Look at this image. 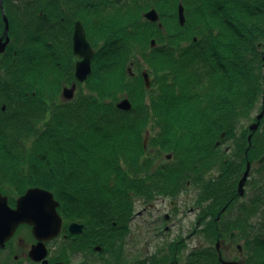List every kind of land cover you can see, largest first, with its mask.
Returning <instances> with one entry per match:
<instances>
[{
	"label": "trees",
	"instance_id": "16d2710c",
	"mask_svg": "<svg viewBox=\"0 0 264 264\" xmlns=\"http://www.w3.org/2000/svg\"><path fill=\"white\" fill-rule=\"evenodd\" d=\"M125 2L17 0L12 8L6 0L10 44L0 71V192L47 189L62 212L66 205L78 211L82 202L89 203L102 218L113 216L110 227L117 229L130 220L136 199L151 196L152 185L144 189L141 173L153 150L174 156L175 165L167 169L170 182L183 187L190 178L199 191L198 205L217 215L233 200L246 161L247 142L239 151L227 150L243 126L236 120L255 109L264 93V48L258 47L264 46V0ZM95 5L97 22L91 18L95 9L89 16ZM151 7L161 14L163 28L144 18ZM79 19L90 26L87 35L96 49L91 78L83 84L88 92L58 101L63 88L76 81L72 34ZM132 62L137 63L133 77L127 73ZM145 63L151 89L138 74ZM124 97L133 105L129 112L117 108ZM259 128L249 160L264 155V119ZM210 172L221 176L206 180ZM227 194L228 200L221 199ZM250 220L247 213L220 227L207 222L197 234L211 248L195 249L203 254L198 262L214 264L215 240L235 230L246 243L248 264L264 263V217L262 226Z\"/></svg>",
	"mask_w": 264,
	"mask_h": 264
},
{
	"label": "flooded vegetation",
	"instance_id": "af4514ba",
	"mask_svg": "<svg viewBox=\"0 0 264 264\" xmlns=\"http://www.w3.org/2000/svg\"><path fill=\"white\" fill-rule=\"evenodd\" d=\"M16 2L17 0H8L7 6L15 8L17 4ZM5 3L6 0L3 1V8ZM101 3V5L108 4L107 0H101ZM3 8H1L0 3L2 16ZM94 9L95 13L92 15ZM89 16L97 22L98 14H96V5L92 8ZM79 21L85 28V35L87 36L88 43L92 45L89 41V36L87 35V29L90 26H87L84 20L79 19L73 22V34L76 23ZM2 24H4V26H2ZM5 27L6 22L3 17L0 16V40L2 39L3 42H6V38L9 37V31L8 35L4 36ZM9 44L10 40L5 52L0 53L1 72L7 63V60L4 59L3 56L6 54ZM92 47L95 55L96 49L93 45ZM73 55L76 57V61L74 63L75 66L76 62L80 60V57L75 55L74 46ZM95 58L96 55L92 60V69L94 68L93 62ZM72 84L70 86H72ZM262 98L261 102L254 106L255 109L247 110L248 113L245 118L241 116L236 120L237 127L243 125L246 129H248V132L243 134L240 129H237V135L231 139L232 145H228L227 150L232 152L237 151L239 149V144H245V142H247V146H243L246 161L242 171L240 172L237 186L234 190L235 192L231 196V199L233 200L226 201L227 203L224 207H222L217 215L211 212L212 209L211 211L208 210L204 212L202 205H198L196 193L197 188L195 183L191 182L190 178L186 186L183 187H178V184L170 182L168 179L169 174H167V169L168 166L171 167L172 165H175V163H173L174 156L172 159H167L170 153L159 155L154 154L153 150H150L145 155V158L148 159V166L146 167V170L141 173V175H143L144 178V189L152 185V193L149 194L151 195L149 198L144 197L136 199V203L134 205L135 210L137 209L136 207L145 208L143 212L136 213L135 211L131 215L129 221H122L119 226L116 222H113L112 224L114 226L117 225V229H114L110 227V221L114 217L109 215V217L106 216L102 218L100 213H93V208H91L89 203L87 204L82 202L78 206V211H75L71 209L69 205H66L64 209L62 208L64 212L61 210L62 205L60 203L57 208L62 219L59 233L53 238L49 237V240H41L38 238L36 232H34V225L32 223L24 222L18 224V226L11 232L10 235H8L7 238V234H3L2 237H0V264H200L198 260L203 258V254L196 253L195 249L210 247V244L203 242L200 243V245L191 246L189 242L196 235L200 236L197 233L199 230H202L207 222L213 220V222L220 227L222 224L225 225L229 222L232 223L237 220H242L243 217L249 213V216L251 217L250 221H255V223L262 226L261 223L264 217V205H262L264 204V189L262 190L261 188H264V162L259 164V161L264 157V155H261L259 160H249L247 158L249 150L252 146V141L250 142L248 138L251 136L252 139L253 133L258 132L262 120L264 119L263 115L256 132L250 129L252 125L259 122L258 116L264 113V93L262 94ZM148 146L147 148H144L147 150ZM249 163L251 164L250 176L245 185V192L240 196L238 194V186ZM259 182H261L260 185ZM93 186L96 185L94 184ZM190 189H194L195 194L187 196L184 199L182 196H184ZM17 190L18 189H10L6 192L10 193L9 195L2 193L4 196L8 197L10 207L14 210L17 208V199L26 194V192L21 193ZM94 195L96 196L97 194L94 193ZM13 199L15 200L12 202L11 200ZM88 200H92V198H88L86 201ZM93 200H95V198H93ZM178 207L180 208L179 210ZM181 215L182 217L179 220L178 217L180 218ZM145 218L147 219L145 220ZM135 220H142L144 222H142L143 226H152L154 228L153 230H156L159 234V228L161 227L165 229V232H170L172 228L179 231L187 229L192 230V232L189 235L185 234L172 239L171 242L165 245V249L163 247L159 248V246L156 247L157 249L153 250L151 240L147 236L145 237V243H142L141 239L139 244H137L136 239L131 240L130 243H128V236L131 233L130 226ZM74 223L83 225L84 231L72 233L70 225ZM88 227H95L96 230L90 229L88 231ZM218 227H216L215 230H217ZM262 229L263 228H261V230ZM234 232L235 236L231 242V236ZM162 234L163 233L155 237H158L157 239H159V237L163 236ZM238 235L239 233L234 230L232 233L228 234V236L215 240L214 249L217 257L214 264H223L221 263V258L223 261L225 260L227 262L240 261L248 264L247 261L249 256L245 249L246 243L244 240L237 242L236 237H238ZM102 236H104V238H106L109 242L108 246L103 245V241L101 240L103 238ZM262 241L264 243V237L262 238ZM205 254V257H209L211 255L209 253Z\"/></svg>",
	"mask_w": 264,
	"mask_h": 264
},
{
	"label": "water",
	"instance_id": "95a60500",
	"mask_svg": "<svg viewBox=\"0 0 264 264\" xmlns=\"http://www.w3.org/2000/svg\"><path fill=\"white\" fill-rule=\"evenodd\" d=\"M3 1L0 0L1 8H3ZM3 10V19L6 22L4 36L8 35V18L5 16L4 8ZM145 18L147 21L152 23H159L160 29L163 27L162 22L160 21V14L154 8L150 9V12L145 14ZM179 20L180 25H185V9H183L182 5L179 7ZM73 46L75 55L80 57L75 64V78L76 81L80 84L85 83L89 80L92 75V60L94 58V50L92 45H90L87 41V36L85 35V28L82 23L79 21L76 23V27L73 34ZM7 41L3 42L0 40V53L5 52L6 47L9 43L8 37ZM156 46V42L152 40V47ZM261 46V44L259 45ZM133 69L128 68V74L133 76ZM144 73V83H146V88L150 89L152 87L151 79L149 73L146 71ZM78 89L77 83H73L71 88L65 87L62 91V97L66 101H73L75 98V93ZM117 108L121 111H131L133 105L131 104L128 98H124V100L120 101L117 104ZM264 113L258 116L259 122L250 127L254 132L258 130V126L260 124V120L262 119ZM251 142V136L248 138ZM145 148H147V136L144 140ZM172 155H168L167 159H171ZM264 162V157L260 159L259 164ZM250 168L251 164L247 165L245 173L242 175L240 180V184L238 186L239 195L244 194L245 185L248 182L250 176ZM216 176V173L211 172L207 176V178ZM59 202L54 200V195L49 190H43L39 187L28 189L26 194L17 199V208L14 210L10 207L8 202V197L4 196L0 193V237L3 234L8 235L18 226L20 223L30 222L34 225V232H36L38 238L41 240H49L50 238L55 237L59 233V229L61 227L62 219L58 213ZM70 230L72 233H79L84 231L83 225H78L76 223L70 225ZM235 236V232L231 236V242ZM1 239V238H0ZM223 264H246V262L234 261L227 262L220 259Z\"/></svg>",
	"mask_w": 264,
	"mask_h": 264
},
{
	"label": "rangeland",
	"instance_id": "374dc122",
	"mask_svg": "<svg viewBox=\"0 0 264 264\" xmlns=\"http://www.w3.org/2000/svg\"><path fill=\"white\" fill-rule=\"evenodd\" d=\"M119 1L121 2L120 3V5L121 6H124L125 5V1L126 0H114V2L115 3H119ZM140 1V0H139ZM130 3H132L131 1H130ZM160 19H161V14H160ZM94 24H96V22L94 23ZM97 25V24H96ZM263 48H264V46H263V43H261V46H259V49H260V51H262L263 50ZM134 63H136V62H134ZM137 64V63H136ZM144 65H146V63L144 64ZM145 68L143 67V69H142V71L144 70ZM150 73V72H149ZM138 74H142V73H138ZM151 74V73H150ZM79 89H80V91H79ZM79 89H77V93L75 94V96H77V94H79L81 91H84V93H87L88 92V89H87V87L85 86V85H82V87L80 88V86H79ZM62 95V93L59 95V100L58 101H65V99L61 96ZM74 96V97H75ZM259 98V97H258ZM261 99H263L262 98V96L259 98V100L257 101V104L256 105H258V103H260L261 102ZM264 101V100H263ZM70 102V101H69ZM4 110H5V108H4ZM240 129V131L241 130H243V131H241L243 134H245L248 130L246 129V127L245 126H242V129L241 128H239ZM149 136L150 135H148L147 136V143H148V140H149ZM228 145H232V141H229V144ZM164 158V157H163ZM162 162V161H161ZM164 162V161H163ZM214 177H218V175H217V173H216V176H214ZM211 178H213V177H210V178H207V176L205 177V179L206 180H210ZM238 179H239V177H238ZM238 179H237V182H238ZM186 181H184L183 183H185ZM223 189L226 191L224 194H226V193H228V194H230L231 193V191L229 190V189H227V187L226 186H224L223 187ZM198 190H196V193L198 194ZM7 195H9L10 193H6ZM193 194H195L194 193V189H190V190H188L186 193H185V195L184 196H182L184 199L187 197V196H191V195H193ZM226 195L225 197H222L221 199H227V198H229L230 197V195ZM220 197V196H219ZM182 198V199H183ZM198 198V197H197ZM220 199V200H221ZM15 200V199H14ZM219 201V200H218ZM137 209L135 210L136 211V213H138V212H143L144 210H145V208H141V207H136ZM180 208L178 207V210H179ZM181 217H182V215L180 216V218L178 217V219L180 220L181 219ZM147 218H145V220H146ZM143 221L142 220H135L134 222H132V224H131V236H130V234H129V238H128V243H130V241L131 240H134V239H136V242H137V244H139V241H140V239H141V242L142 243H145L146 242V239H145V237L147 236L150 240H151V245L153 246V250H155V249H157L156 247H159V248H166V244L167 243H169V242H171L172 241V239H174V238H178L177 236H182V235H185V234H190L191 232H192V230H187V229H183L182 231H179V230H177V229H171V231L170 232H165V229H163L162 227L161 228H159L160 230V234L161 233H163L162 235L163 236H161V237H159V239H157L158 237H155V236H159L160 234L156 231V230H153L154 228L152 227V226H148V225H146V226H143L142 224L144 223H142ZM145 232H146V234H145ZM141 238H140V237ZM237 238V242H241L242 240H241V237L239 236V237H236ZM206 243V241H205V239L204 238H200V236H195V237H193L192 239H191V241L189 242V244H191V246H193V245H200V243ZM127 247H129V246H127ZM190 248H192V247H190ZM130 255H131V253H130Z\"/></svg>",
	"mask_w": 264,
	"mask_h": 264
},
{
	"label": "bare ground",
	"instance_id": "6f19581e",
	"mask_svg": "<svg viewBox=\"0 0 264 264\" xmlns=\"http://www.w3.org/2000/svg\"><path fill=\"white\" fill-rule=\"evenodd\" d=\"M146 14V13H145ZM145 14H144V16H145ZM147 67H148V69L150 70V66H149V64L147 63Z\"/></svg>",
	"mask_w": 264,
	"mask_h": 264
}]
</instances>
